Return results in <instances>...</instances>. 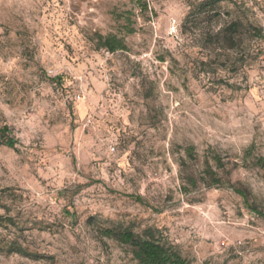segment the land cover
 <instances>
[{
    "label": "rangeland",
    "instance_id": "obj_1",
    "mask_svg": "<svg viewBox=\"0 0 264 264\" xmlns=\"http://www.w3.org/2000/svg\"><path fill=\"white\" fill-rule=\"evenodd\" d=\"M235 20L264 31V0H0V128L18 142L0 145V245L43 257L0 264H138L96 221L159 229L190 264H264V219L234 190L264 214V42L241 28L222 49Z\"/></svg>",
    "mask_w": 264,
    "mask_h": 264
},
{
    "label": "trees",
    "instance_id": "obj_2",
    "mask_svg": "<svg viewBox=\"0 0 264 264\" xmlns=\"http://www.w3.org/2000/svg\"><path fill=\"white\" fill-rule=\"evenodd\" d=\"M211 5L212 1H207L203 3L201 7L205 8ZM241 28L245 30L246 37H248L249 41H253L255 43L264 42V31L262 28L255 26L249 21L243 23L240 20H235L221 29L217 34L219 46L224 50L229 49L230 51H233L235 49V46L233 45L236 44L238 39H240L239 32ZM99 43L101 48L112 54L125 51L127 49L125 42L114 36H101L99 38ZM253 44L254 43L250 42L247 44L248 59L252 58L255 53ZM61 82L62 79L58 77L57 83ZM10 132L11 130L8 126H3L0 128V145L18 151V142L10 136ZM192 153L193 151H190V155ZM73 161L75 163V159H73ZM214 161L219 168H225V165L222 164L219 157L215 156ZM256 163L258 166L264 167V159H258ZM207 175L213 181L212 184L208 185L209 187L216 186L221 183L217 173L214 172L209 165L207 167ZM234 190L239 196L243 198L244 204L252 213L264 219V214L262 212H259L249 205L245 191L236 188H234ZM133 199L140 204L147 206L149 205L146 200L140 196L133 197ZM67 213L69 214V212ZM69 215L73 216V214ZM7 219L8 218H0V221H7ZM94 226H97L96 229H98L99 233L104 238L112 239L122 245L131 247L134 259L138 264H190V262L168 242L159 229L147 228L142 234L138 235L130 228H124L120 226L105 227L100 225L97 221ZM0 252L6 255H20L34 260H40L43 258L39 254L30 253L17 242H12L5 246L0 245Z\"/></svg>",
    "mask_w": 264,
    "mask_h": 264
}]
</instances>
